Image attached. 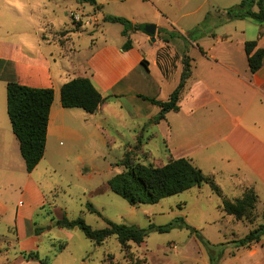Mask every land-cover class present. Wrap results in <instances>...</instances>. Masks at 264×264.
Returning <instances> with one entry per match:
<instances>
[{
	"label": "crops",
	"instance_id": "obj_1",
	"mask_svg": "<svg viewBox=\"0 0 264 264\" xmlns=\"http://www.w3.org/2000/svg\"><path fill=\"white\" fill-rule=\"evenodd\" d=\"M64 1L68 3L63 10L75 5L74 2H84ZM109 1L96 0L93 4L89 15L92 28L64 19L60 28L48 23V31L43 30L40 21L33 20L34 37L29 40L12 44L0 38L1 170H10L22 163L17 156L19 140L7 111L8 80L55 91L44 156L28 172L23 198L6 219L8 227L15 226L9 247L17 244L20 252L11 260L5 256L7 263L2 264H42L24 258L22 252L36 250L40 254L42 231L36 217L48 200L33 172L48 159L53 140H66L76 146L78 141L87 138L103 140L112 132L124 135L129 131L139 145L145 134L149 138L162 137L165 140V154L160 158L163 164L170 159L187 157L221 188L222 178L229 180L235 194L241 196L247 188H253L258 195L257 204L263 200L261 214L264 213V58L262 66L252 72L245 51L248 40H255L257 47L264 49V22L249 17L229 19L227 10L241 0L213 3L211 6L218 8L217 19L209 29L203 23L211 12L207 4L210 0L202 1L196 8L193 0H115L131 9V13L121 16L133 23L156 25L155 41L145 31L133 30L128 36L132 47L123 50L127 39L122 35L123 25L118 30V42L105 39L99 44L96 41V31L104 29L98 12ZM24 4L35 8L32 0H0V21L2 12H18ZM171 4L185 11L179 16L169 12L167 6ZM146 7L153 8L158 19L147 21L137 13ZM199 11L205 13L193 27L186 30L180 25L178 17ZM195 30L200 34L192 37L190 32ZM85 32L93 37L86 39ZM83 41L86 42L82 46ZM185 55L191 58L192 72L181 94L180 110L166 113L157 123L154 118L160 111L159 102L167 100L180 83ZM80 76L89 77L106 98L95 113L62 106V85ZM143 96L155 98L158 103ZM61 146H64L62 141ZM72 149L61 148L53 153L62 156ZM205 164L208 166L204 167ZM8 211L7 202L0 197V216L7 217ZM240 247L248 248L251 257L259 256L254 264H264V236L259 242Z\"/></svg>",
	"mask_w": 264,
	"mask_h": 264
},
{
	"label": "rangeland",
	"instance_id": "obj_2",
	"mask_svg": "<svg viewBox=\"0 0 264 264\" xmlns=\"http://www.w3.org/2000/svg\"><path fill=\"white\" fill-rule=\"evenodd\" d=\"M35 8L24 4L18 12H2L0 21V38L15 44L23 39L34 37V21H40L43 30L50 31L47 25L52 22L55 28L62 26V20L73 21L84 27H90L89 15L93 11L90 2L77 3L63 10L68 1L64 0H32ZM204 0H193L195 8ZM222 0H210V14L203 23L209 29L216 20L217 9L211 5ZM169 12L178 16L185 11L177 5H168ZM178 9V10H177ZM207 9V6L205 7ZM71 10L73 11L71 14ZM206 11V10H205ZM100 26L103 32L97 30L96 41L103 43L108 39L115 43L119 40L118 22L104 21L103 14L122 15L131 13L120 1L110 0L103 10L98 12ZM147 21L157 18L151 7L137 10ZM192 13L179 18L180 25L186 30L193 27L196 21L204 15ZM206 15V14H205ZM33 16V19H32ZM76 16V18H74ZM181 17V16H180ZM78 18V19H77ZM81 21L83 23H81ZM154 23V22H147ZM146 23V24H147ZM61 25V26H60ZM51 26V25H50ZM100 28V29H101ZM27 31V33L25 32ZM199 32H190L192 37ZM28 36H27V35ZM200 34V33H199ZM85 38H92L85 32ZM28 38V39H27ZM86 42V41H85ZM81 42V45H85ZM193 51V50H192ZM131 132H112L109 138L96 140L87 138L71 146L66 140H53L52 150L47 160H43L33 172V176L46 194L48 204L39 210L36 222L41 226L40 258H50V264H254L259 259L251 257L246 247H238L232 241L244 237L263 221V200H260L254 211L252 221L237 220L227 215L222 208L224 198L235 200L241 194H235L231 182L222 178L221 195L216 193L209 184L193 187L181 193L162 198L153 204L131 205L125 198L114 193L108 186V180L121 172L124 167L119 162L126 151L132 150L131 158L135 161L153 166L163 165L161 156L165 154V140L162 137L141 139L139 145L131 138ZM61 141L64 146H61ZM144 143V144H143ZM61 148L71 149L69 153L59 156L53 152ZM17 156L21 165H15L10 170L0 168V197L7 202V217L0 216V264L7 263L5 256L11 260L19 250V245L9 247V241L14 238L15 226L8 227L6 219L16 210L23 198L22 191L28 171L21 152ZM199 162V161H198ZM16 163V162H14ZM208 164L204 167H207ZM11 174V177L8 176ZM242 197V196H241ZM91 203L101 215L91 212ZM66 212L69 219L84 218L94 229L106 227L107 219L116 223L135 225L147 229L145 241L138 245L129 242L123 247L115 235L110 236L102 245H96L78 228H61L56 221ZM180 218L185 219L190 227L178 224ZM175 224L165 232L150 229V225L163 226ZM196 229V230H195ZM65 248L58 250L61 244ZM43 264V263H42Z\"/></svg>",
	"mask_w": 264,
	"mask_h": 264
},
{
	"label": "trees",
	"instance_id": "obj_3",
	"mask_svg": "<svg viewBox=\"0 0 264 264\" xmlns=\"http://www.w3.org/2000/svg\"><path fill=\"white\" fill-rule=\"evenodd\" d=\"M82 1L96 4V0ZM227 14L229 19L249 17L264 22V0H241L239 4L229 8ZM104 21L118 22L123 25L122 35L127 37L122 45L123 50L132 47V40L128 37L129 32L133 30L144 31L145 26L143 23H133L124 16L114 14H106ZM63 33L64 31L60 32V34ZM245 51L250 70L256 72L262 66L264 49L258 48L255 40H248L245 42ZM183 65L180 83L167 100L159 102L160 111L154 118L157 123L165 118L166 113L180 110L181 94L192 72L191 58L188 55L183 57ZM54 96L55 91L53 88L32 87L15 79H10L7 82L8 116L12 130L19 140L20 152L28 172H32L44 156L50 108ZM60 96L63 107H80L89 113H95L106 100L92 80L85 76L76 77L63 84ZM143 97L158 103L155 98ZM131 154L132 150L126 151L124 158L119 162L124 169L108 180L110 190L125 198L131 205L157 203L162 198L181 193L193 187H200L205 183L209 184L216 193L222 194L215 180L206 175L190 158L170 159L162 166H153L133 160ZM257 201L258 195L255 190L247 188L240 198L235 200L224 198L222 208L227 215H231L237 220L252 221ZM88 209L101 215L91 203L88 204ZM178 221L180 222L179 226L190 227L185 219L180 218ZM107 224L104 228L94 229L82 217L69 219L66 212L56 221V225L62 228H80L86 237L96 245H102L107 238L115 235L121 245L126 248L129 242L142 244L148 235L147 229L135 225L116 223L109 219H107ZM174 225L172 223L163 226L150 225L149 228L165 232L173 228ZM263 236L264 213L263 221L256 228L244 237L234 240V242L238 247L250 246L261 241ZM65 246V243L61 244L58 250L64 249ZM22 255L26 259L50 264V258H40L39 252L36 250L22 252Z\"/></svg>",
	"mask_w": 264,
	"mask_h": 264
},
{
	"label": "water",
	"instance_id": "obj_4",
	"mask_svg": "<svg viewBox=\"0 0 264 264\" xmlns=\"http://www.w3.org/2000/svg\"><path fill=\"white\" fill-rule=\"evenodd\" d=\"M144 31L151 36L152 41H155V32H156V25L154 23H148L144 26Z\"/></svg>",
	"mask_w": 264,
	"mask_h": 264
},
{
	"label": "built area",
	"instance_id": "obj_5",
	"mask_svg": "<svg viewBox=\"0 0 264 264\" xmlns=\"http://www.w3.org/2000/svg\"><path fill=\"white\" fill-rule=\"evenodd\" d=\"M74 18H76V16H74ZM78 19V18H77Z\"/></svg>",
	"mask_w": 264,
	"mask_h": 264
}]
</instances>
